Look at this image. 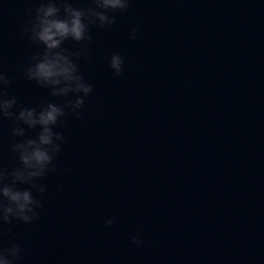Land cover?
<instances>
[{
	"label": "water",
	"instance_id": "95a60500",
	"mask_svg": "<svg viewBox=\"0 0 264 264\" xmlns=\"http://www.w3.org/2000/svg\"><path fill=\"white\" fill-rule=\"evenodd\" d=\"M26 7L0 0V70L32 107L53 98L17 71L34 51L20 35ZM115 15L90 29L92 59L79 67L93 91L56 129L66 143L38 181L40 219L6 226L18 264H264V0H130ZM10 126L4 165L16 163Z\"/></svg>",
	"mask_w": 264,
	"mask_h": 264
},
{
	"label": "clouds",
	"instance_id": "9594fccd",
	"mask_svg": "<svg viewBox=\"0 0 264 264\" xmlns=\"http://www.w3.org/2000/svg\"><path fill=\"white\" fill-rule=\"evenodd\" d=\"M129 3L85 0L86 6L78 7L74 0H27L28 20L20 35L34 51L17 71L28 83L47 90L53 99L42 98L32 107L19 106L17 97L9 92L15 77L0 70V125L11 122L9 151L16 160L14 165H4L0 160V264H18L22 248L15 242L11 227L6 226L17 221L31 225L40 219L47 185L38 181L57 172L56 159L66 143L63 133L56 129L66 126L69 115L81 118L86 98L93 91L79 67L81 59H92L90 29L116 25L115 14L126 13ZM139 29L140 25L130 29V39L136 38ZM68 41L74 51L64 47ZM123 65L120 54H111L109 68L114 77L121 75ZM113 223L114 219H106L105 227ZM129 243L138 247L144 241L132 234Z\"/></svg>",
	"mask_w": 264,
	"mask_h": 264
}]
</instances>
